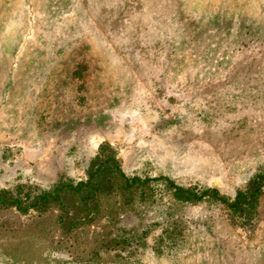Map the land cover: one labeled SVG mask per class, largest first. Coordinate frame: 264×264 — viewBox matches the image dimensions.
<instances>
[{"label": "rangeland", "instance_id": "rangeland-1", "mask_svg": "<svg viewBox=\"0 0 264 264\" xmlns=\"http://www.w3.org/2000/svg\"><path fill=\"white\" fill-rule=\"evenodd\" d=\"M101 144L150 195L70 232L0 209V264H264V189L242 226L158 180L231 199L264 172V0H0V189L82 181Z\"/></svg>", "mask_w": 264, "mask_h": 264}, {"label": "trees", "instance_id": "trees-1", "mask_svg": "<svg viewBox=\"0 0 264 264\" xmlns=\"http://www.w3.org/2000/svg\"><path fill=\"white\" fill-rule=\"evenodd\" d=\"M140 177H129L123 171L113 148L101 144L90 160L82 181H59L45 191L25 193L18 186L12 191L0 189V209L15 208L21 213L28 211L47 212L57 208L58 223L65 232L93 223L101 213V198L107 195L121 196L123 202H131L138 192L149 196L152 181ZM174 204H199L204 201L224 207L242 226L249 224L255 215L256 206L264 189V172L252 177L246 187L227 198L217 189L197 190L183 188L171 180L160 178ZM73 214V215H71Z\"/></svg>", "mask_w": 264, "mask_h": 264}]
</instances>
